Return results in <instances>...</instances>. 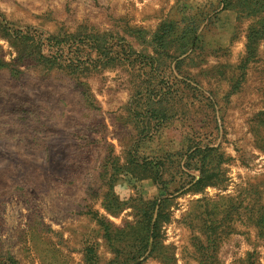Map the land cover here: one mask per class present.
<instances>
[{
	"label": "rangeland",
	"instance_id": "rangeland-1",
	"mask_svg": "<svg viewBox=\"0 0 264 264\" xmlns=\"http://www.w3.org/2000/svg\"><path fill=\"white\" fill-rule=\"evenodd\" d=\"M0 264H264V0H0Z\"/></svg>",
	"mask_w": 264,
	"mask_h": 264
}]
</instances>
